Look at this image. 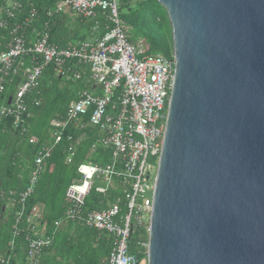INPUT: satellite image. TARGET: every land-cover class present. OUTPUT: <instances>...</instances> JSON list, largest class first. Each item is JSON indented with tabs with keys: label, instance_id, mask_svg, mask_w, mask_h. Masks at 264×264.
Instances as JSON below:
<instances>
[{
	"label": "water",
	"instance_id": "1",
	"mask_svg": "<svg viewBox=\"0 0 264 264\" xmlns=\"http://www.w3.org/2000/svg\"><path fill=\"white\" fill-rule=\"evenodd\" d=\"M158 2L174 69L145 263L264 264V0Z\"/></svg>",
	"mask_w": 264,
	"mask_h": 264
},
{
	"label": "built area",
	"instance_id": "2",
	"mask_svg": "<svg viewBox=\"0 0 264 264\" xmlns=\"http://www.w3.org/2000/svg\"><path fill=\"white\" fill-rule=\"evenodd\" d=\"M15 5L0 7V28L6 25V18L15 17ZM52 10L79 14L94 19L95 23L101 15L111 27L100 38L59 46L48 40L46 32L38 33L35 41L28 43L20 33V25H13L7 48L0 52V94L6 80L11 81L23 65V56L29 57L30 64L23 69V79L17 80L10 102L0 104V119L10 117L14 127L21 125L26 111L25 98L37 90L45 66L53 65L57 72H62L66 62L73 60L87 69V80L93 89L81 90L63 117L50 121L51 137L54 143L59 142L69 124L80 130L77 136L67 137L73 141L68 148L70 162L76 145L87 136L86 127L95 128L97 136L89 152L103 149L109 160L105 163L86 160L76 165L77 177L65 190L63 215L54 224L72 220L107 234L112 242L107 264H140L138 256L129 251V237L133 226L143 227L146 235L149 231L155 175L172 86L173 57L145 55L144 45L128 40L119 18L117 0H58ZM35 13L31 9V16ZM75 76L79 73L75 72ZM86 115L89 117L84 120ZM50 149L46 146L37 152L25 189L8 192L9 207L15 204L19 207L14 211L12 239L7 245L10 249L14 247V238L23 234L28 264H37L42 248L51 241L36 206L24 216L25 200L33 191ZM93 180L103 181L104 185L93 187ZM114 181L121 189L114 200L99 209L84 210L85 197L91 190L105 195L113 188ZM137 246L146 253L147 241L139 240Z\"/></svg>",
	"mask_w": 264,
	"mask_h": 264
},
{
	"label": "trees",
	"instance_id": "3",
	"mask_svg": "<svg viewBox=\"0 0 264 264\" xmlns=\"http://www.w3.org/2000/svg\"><path fill=\"white\" fill-rule=\"evenodd\" d=\"M57 1L0 0V5L4 7L17 4L14 8L15 17L6 18V25L0 28V52L7 48L11 38L10 29L16 24L20 25V33L28 43L35 39L34 35L46 32L48 40L59 46L87 38H100L111 27L101 15H98L95 23L94 19H86L72 12H54L52 9ZM117 3L119 18L128 40L144 45L145 55L161 54L171 58V25L166 10L158 0H117ZM31 9L36 12L33 16L30 14ZM50 10L52 12L48 14ZM21 60L23 65L19 66L17 74L11 81L6 80L4 91L0 94V104L8 101V97L14 93L17 80L23 79V69L30 64V59L23 56ZM74 71L80 73L79 78H74ZM84 89L93 88L87 80V69L82 65L70 60L62 72H57L53 65H47L42 71L37 90L25 98L26 111L21 125L14 127L10 117L0 119V222L5 212L7 214L0 224V253L5 255L0 264H28L23 234L14 238V247L10 249L7 245L12 239L14 211L19 207L17 204L9 207L8 192L25 189L34 167V157L46 146L51 148L50 155L44 159L33 191L24 203V216L36 206L45 222V231L51 238L50 243L42 248L37 264H107L112 249L111 238L107 234L72 220H65L58 226L54 224L63 215L65 190L77 177L76 165L86 160L99 163L109 160L108 153L103 149L89 152L97 136L95 128L86 127L87 136L76 145L70 162L67 161L68 148L73 141L67 137L77 136L80 130L69 124L59 142L54 143L51 137L50 121L63 117L69 103ZM35 100H38L37 105L34 104ZM88 117L86 115L83 119L87 120ZM114 184L117 186L115 181ZM119 193V187L110 188L105 195L91 190L85 197L84 210L99 209L106 202L114 200ZM120 204L123 213L124 201ZM139 240L147 241L145 230L133 226L129 251L141 261L146 258V253L144 248L137 246Z\"/></svg>",
	"mask_w": 264,
	"mask_h": 264
},
{
	"label": "crops",
	"instance_id": "4",
	"mask_svg": "<svg viewBox=\"0 0 264 264\" xmlns=\"http://www.w3.org/2000/svg\"><path fill=\"white\" fill-rule=\"evenodd\" d=\"M9 2V1H8ZM8 2H7V4H8ZM2 5H0V7H1ZM67 13V12H66ZM69 13H71V12H69ZM73 15V14H72ZM34 36H36L37 37V34L36 35H34ZM36 37H35V39H36ZM35 39H33V40H30V42H33V41H35ZM93 39H95V38H93ZM93 39H91V38H87L86 40H93ZM54 119V118H53ZM117 185V184H116ZM118 186V185H117ZM117 186H115V184H113V188H118ZM119 189H120V187H119ZM121 190V189H120ZM120 194V193H119ZM6 217H7V214H6V212H5V216H2V218H3V220H5L6 219ZM3 220H1V222H3ZM1 222H0V224H1ZM1 226V225H0ZM46 227V226H45ZM0 229H1V227H0ZM5 255L4 254H2V253H0V262L5 258L4 257ZM108 258V257H107Z\"/></svg>",
	"mask_w": 264,
	"mask_h": 264
},
{
	"label": "rangeland",
	"instance_id": "5",
	"mask_svg": "<svg viewBox=\"0 0 264 264\" xmlns=\"http://www.w3.org/2000/svg\"><path fill=\"white\" fill-rule=\"evenodd\" d=\"M89 39V38H88ZM77 73H79V72H77ZM74 78H79V76L78 77H76L75 76V71H74ZM79 75H80V73H79ZM102 185H104V182L103 181H99V180H93V187H95V186H102ZM9 208V207H8ZM7 211V210H6ZM145 260H146V258L144 259V260H141L140 261V264H146L145 263Z\"/></svg>",
	"mask_w": 264,
	"mask_h": 264
}]
</instances>
